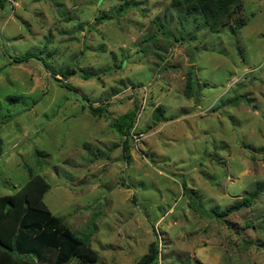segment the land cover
Returning a JSON list of instances; mask_svg holds the SVG:
<instances>
[{"label": "rangeland", "instance_id": "1", "mask_svg": "<svg viewBox=\"0 0 264 264\" xmlns=\"http://www.w3.org/2000/svg\"><path fill=\"white\" fill-rule=\"evenodd\" d=\"M131 1L0 5V195L43 175L46 204L89 238L95 264H132L154 241L161 264H264V0L217 32L171 0ZM136 104L125 158L110 123ZM258 185L251 206L212 213Z\"/></svg>", "mask_w": 264, "mask_h": 264}, {"label": "trees", "instance_id": "2", "mask_svg": "<svg viewBox=\"0 0 264 264\" xmlns=\"http://www.w3.org/2000/svg\"><path fill=\"white\" fill-rule=\"evenodd\" d=\"M5 1L0 0V5H4ZM171 1L173 7L184 9L187 14L195 17L201 16L203 25L213 32L219 31L224 25L242 28L248 23V19L244 16V0ZM132 5L134 1L126 0L118 10L125 12ZM100 18L104 19L103 16ZM82 76L86 79L95 76L100 78L99 73L94 71L84 72ZM62 84L69 87L65 82ZM196 84L198 82L190 72L185 86L187 97H193L197 93ZM88 108L95 116L104 115L107 111L104 104L90 103ZM137 109L136 104L133 110L121 114L110 123L111 127L124 138L125 158L131 157L129 139L134 134ZM154 116L158 120H164V107L157 106ZM1 151L0 138V153ZM37 153L39 156L44 155L41 151ZM50 187V183L43 175L35 174L30 169L29 179L23 186L12 194L0 195V264H70L74 258H77L79 264L98 262L100 255L92 247L89 238L77 236L62 217L56 216L49 209L44 197ZM183 188L190 197L191 205L197 206V200L201 202L198 198L199 192L188 187L185 182ZM262 190L263 186L258 185L254 190L247 192L242 199L225 208H212L211 211L219 219H225L230 214L251 206ZM160 252L159 243L154 241L150 244L149 251L132 264H161Z\"/></svg>", "mask_w": 264, "mask_h": 264}]
</instances>
